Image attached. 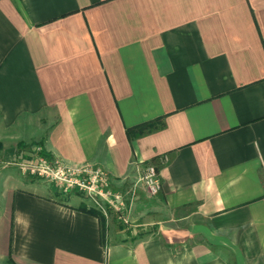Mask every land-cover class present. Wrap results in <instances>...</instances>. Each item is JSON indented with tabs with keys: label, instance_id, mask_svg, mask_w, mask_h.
Wrapping results in <instances>:
<instances>
[{
	"label": "crops",
	"instance_id": "0c3cea01",
	"mask_svg": "<svg viewBox=\"0 0 264 264\" xmlns=\"http://www.w3.org/2000/svg\"><path fill=\"white\" fill-rule=\"evenodd\" d=\"M0 142V264H264V0H0ZM39 143L130 227L22 174Z\"/></svg>",
	"mask_w": 264,
	"mask_h": 264
},
{
	"label": "built area",
	"instance_id": "2783aa9c",
	"mask_svg": "<svg viewBox=\"0 0 264 264\" xmlns=\"http://www.w3.org/2000/svg\"><path fill=\"white\" fill-rule=\"evenodd\" d=\"M41 151L42 147L35 145L28 159L16 162L22 174L41 177L63 193L79 192L85 195L92 206L99 209L104 216L107 217L109 212H113L120 221L128 225L124 195L112 189L108 173L102 167L70 166L58 159L45 156ZM141 180L151 195L157 193L161 187L157 168L152 164L145 166Z\"/></svg>",
	"mask_w": 264,
	"mask_h": 264
},
{
	"label": "trees",
	"instance_id": "16d2710c",
	"mask_svg": "<svg viewBox=\"0 0 264 264\" xmlns=\"http://www.w3.org/2000/svg\"><path fill=\"white\" fill-rule=\"evenodd\" d=\"M163 125H164V122L162 120V117H157V118L150 119L147 121H143V122L138 123L136 125L127 127L126 128V135H127L128 139H133L135 137H138V136H141V135L146 134L148 132L159 129ZM38 145L41 146L40 143ZM1 149H2V143L0 142V150ZM41 153L48 157V155L43 150L41 151ZM69 192L70 191L65 192V193L67 194ZM79 209L83 212L95 215L96 217H98L101 224L103 223L104 215L99 209H97L93 206H89L88 208H86L85 206H81ZM3 264H15V262L12 260V258L9 257Z\"/></svg>",
	"mask_w": 264,
	"mask_h": 264
},
{
	"label": "rangeland",
	"instance_id": "374dc122",
	"mask_svg": "<svg viewBox=\"0 0 264 264\" xmlns=\"http://www.w3.org/2000/svg\"><path fill=\"white\" fill-rule=\"evenodd\" d=\"M1 157H2V153H1V150H0V159H1ZM142 181V180H141ZM142 183H143V181H142ZM143 185H144V183H143ZM112 187H113V185H112ZM57 188V187H56ZM144 188H145V186H144ZM58 189V188H57ZM114 191H119V190H117V189H115L114 187L112 188ZM146 189V188H145ZM122 193V192H121ZM123 194V193H122ZM125 199V198H124ZM126 200V199H125ZM127 211V210H126ZM126 215H127V213H126ZM128 216V215H127ZM129 225H131V222H130V219L128 218V225H127V227H130Z\"/></svg>",
	"mask_w": 264,
	"mask_h": 264
}]
</instances>
